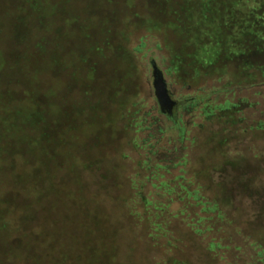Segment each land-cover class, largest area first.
Here are the masks:
<instances>
[{"label": "rangeland", "instance_id": "rangeland-1", "mask_svg": "<svg viewBox=\"0 0 264 264\" xmlns=\"http://www.w3.org/2000/svg\"><path fill=\"white\" fill-rule=\"evenodd\" d=\"M218 5L40 0L42 32L25 34L44 39L43 70L24 74V94L11 84L10 103L0 96V118L25 111L9 139L26 134L43 157L0 170L15 191L0 185V264H102L91 255L105 236L103 264H264V83L250 75L264 58L237 38L227 50L209 40ZM12 17H0V52ZM154 63L180 102L173 115L160 110ZM51 188L43 211L36 195Z\"/></svg>", "mask_w": 264, "mask_h": 264}, {"label": "trees", "instance_id": "trees-1", "mask_svg": "<svg viewBox=\"0 0 264 264\" xmlns=\"http://www.w3.org/2000/svg\"><path fill=\"white\" fill-rule=\"evenodd\" d=\"M4 1L5 0H0V11H2V13H0V17L3 18V16H5V14H7L8 11H11L13 13L12 18L14 21H13V25L11 26L7 25L8 28L6 29L7 33L5 35V38L8 40H4L3 42L5 43L4 45L8 46V51L0 52V96L2 97V99L6 100L5 101L6 103H10L11 100L10 98H12L10 97L11 91L12 92L14 91L15 93L21 92L22 94H24L26 91L29 90L26 89L23 84H21V82L23 81L24 74H26L25 76L28 75L31 78V76L34 74L33 72H38L39 69L43 70V66L41 64V59H42L41 52L44 48V39L40 36L41 34L34 35L32 39L30 38L28 39V35L26 37L25 34L27 32L26 29L29 28L30 25L34 26L32 27L33 30L35 29L38 30V33L41 31L40 29L41 26L39 27V25L43 24V20H42L43 14L40 7H37V4L40 2V0H33V2L36 1V5L32 2V0H26L27 3L29 4L28 9H20V7L17 6L15 0L13 1L12 4L7 3L8 5L6 7L5 6L6 2ZM214 1H218L219 5L217 7H213V6L210 7L211 12H214L215 14V16H213L215 20L214 21L215 24L214 27L208 30L210 34L212 33V35H210L211 37L208 36L209 40H211L214 43L216 42L218 45H220V49L227 50L229 48L228 45L229 37H231L233 41H235V39L237 38L238 42L244 43V45H246L245 47L250 51L252 50L253 54L259 55L260 57L264 58V0H254L255 3L259 5L257 7H252L249 10L248 14H244V13L240 14L239 11L233 12V10L232 13H229V11L226 10V5L232 4V2H234L235 0H214ZM240 20L242 22L239 25ZM233 28H236V30L237 29L239 30L240 28V31L234 32L235 30ZM12 37H14L17 41L12 40L13 42H9ZM244 40H246V42ZM52 63L53 66L57 65V62L53 60ZM250 67L251 69H253V71L250 72L251 78L253 80H258L261 78L260 81L264 83V64L254 63ZM6 77L10 79H7V81H5L4 78ZM35 82L37 83V81ZM11 84H14L15 85L14 88H18L20 91L18 92L15 89H11V87H13L11 86ZM33 88H39V87L34 86ZM1 105L2 103H0V106ZM210 108L211 106L207 104L206 105L207 113H209ZM217 108H219L224 112L231 111V109L233 108V104L225 103L217 106ZM6 111H8V109ZM1 112H2V108H0V113ZM35 114L37 115L35 119L36 121L30 124L33 127L37 128L39 131H42L43 136L50 138L51 142H53L55 139V133L49 135L47 129L49 128V126L47 125V120L45 119V116H43L42 113V117H40V120H38L40 115L38 113H34V115ZM16 115L17 117L4 116L0 118V170L4 169V166L6 165L5 163L9 162L11 158L14 159L21 155L23 157L25 156L24 157L25 161L30 155L32 156L35 155L36 157L40 155L41 158L40 157L39 158L41 159L42 162L43 153L39 151L40 148L39 145L31 144L32 139L29 138L26 134L21 133L19 135H16L13 138L14 139L13 141L12 139L11 140L9 139L10 129H14V128L16 129V127H20L21 122L22 124L24 123L25 125L27 119L29 120L28 116L23 110L18 111ZM43 140H40L41 143L40 145L45 143V140L44 141ZM31 145H35L34 150H32ZM38 151L40 153H38ZM19 152H21L22 154H19ZM46 172H48L47 169H44V171L41 172L38 177L42 178L43 177L42 173H46ZM4 178H5L4 175H0V185L4 187L3 191L4 192L6 191L5 195L6 196L9 195V197H11V194L14 193L15 191L12 187H11L12 190L9 191L11 185L6 184V180ZM53 191L54 189L52 188L46 191L41 190L39 194L36 195L35 200L36 202H38V207H43V203H44L43 197L45 193L49 194V196L58 197L57 196L58 193L55 192L56 190L54 192ZM44 209L45 207L42 208L43 211ZM27 214L29 215L30 213L27 212ZM105 237L101 238V243L99 245V248L102 249L103 255L102 256L97 255L95 252H93V256L91 255V258L94 257H97L98 259L100 258L102 264L105 260L104 254L106 252V247H104ZM92 247L88 245L87 250L91 249L92 251H94ZM82 248L84 249L85 245H83ZM44 255L47 256L48 254L45 253Z\"/></svg>", "mask_w": 264, "mask_h": 264}, {"label": "water", "instance_id": "water-1", "mask_svg": "<svg viewBox=\"0 0 264 264\" xmlns=\"http://www.w3.org/2000/svg\"><path fill=\"white\" fill-rule=\"evenodd\" d=\"M153 67V74L155 77L154 87L160 110L168 115H173L179 107L180 102L174 97L161 69L155 63L153 64Z\"/></svg>", "mask_w": 264, "mask_h": 264}, {"label": "flooded vegetation", "instance_id": "flooded-vegetation-1", "mask_svg": "<svg viewBox=\"0 0 264 264\" xmlns=\"http://www.w3.org/2000/svg\"><path fill=\"white\" fill-rule=\"evenodd\" d=\"M180 105V104H179Z\"/></svg>", "mask_w": 264, "mask_h": 264}]
</instances>
